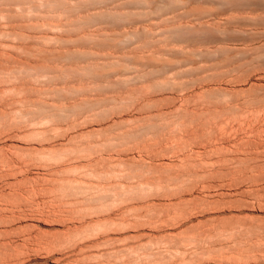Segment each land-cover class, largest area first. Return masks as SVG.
<instances>
[{
  "label": "rangeland",
  "instance_id": "1",
  "mask_svg": "<svg viewBox=\"0 0 264 264\" xmlns=\"http://www.w3.org/2000/svg\"><path fill=\"white\" fill-rule=\"evenodd\" d=\"M0 264H264V0H0Z\"/></svg>",
  "mask_w": 264,
  "mask_h": 264
}]
</instances>
